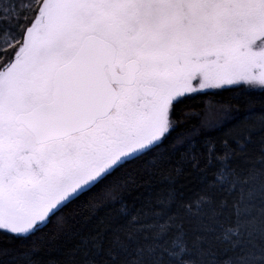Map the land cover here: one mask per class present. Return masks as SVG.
I'll return each mask as SVG.
<instances>
[{
    "label": "snow or ice",
    "instance_id": "1",
    "mask_svg": "<svg viewBox=\"0 0 264 264\" xmlns=\"http://www.w3.org/2000/svg\"><path fill=\"white\" fill-rule=\"evenodd\" d=\"M0 264H264V0H0Z\"/></svg>",
    "mask_w": 264,
    "mask_h": 264
}]
</instances>
